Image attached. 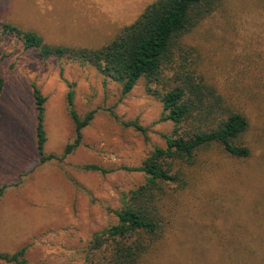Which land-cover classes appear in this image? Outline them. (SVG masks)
Returning a JSON list of instances; mask_svg holds the SVG:
<instances>
[{"label": "rangeland", "instance_id": "rangeland-1", "mask_svg": "<svg viewBox=\"0 0 264 264\" xmlns=\"http://www.w3.org/2000/svg\"><path fill=\"white\" fill-rule=\"evenodd\" d=\"M154 0H0V18L40 33L50 44L98 47ZM205 79L247 117V158L220 146L200 150L169 184L168 228L144 264H264V0H221L184 35ZM0 253L25 249V264H82L92 235L116 222L123 192L144 181L141 165L173 125L144 79L123 93L90 64L42 60L0 33ZM42 96L44 155L36 146ZM79 119L76 138L67 96ZM95 165L98 169L85 168ZM0 264H15L0 260Z\"/></svg>", "mask_w": 264, "mask_h": 264}, {"label": "trees", "instance_id": "trees-1", "mask_svg": "<svg viewBox=\"0 0 264 264\" xmlns=\"http://www.w3.org/2000/svg\"><path fill=\"white\" fill-rule=\"evenodd\" d=\"M221 0H154L131 23L123 26L108 42L98 47H74L47 43L43 36L0 18V33L34 48L42 60L49 57L90 64L105 78L129 92L144 79L146 90L162 105L163 120L173 125L164 136L165 146L154 147L141 165L129 170L141 172L144 181L123 192L120 207L113 211L116 222L96 231L88 242L82 264H144L167 232L168 186L185 182L184 168L191 166L200 150L220 146L235 158H247L250 148L243 142L247 117L229 105L197 69L191 48L182 38L219 6ZM3 80L0 75V93ZM33 87L36 115V146L44 155L45 97ZM73 91L68 92V112L76 138L65 154L80 142L81 130L92 113L79 119L72 108ZM85 168L98 169L95 165ZM25 249L11 255L0 253V260L25 264ZM146 264V263H145Z\"/></svg>", "mask_w": 264, "mask_h": 264}]
</instances>
